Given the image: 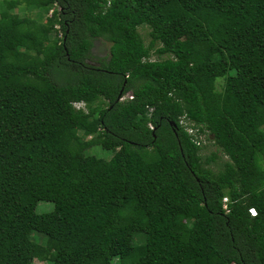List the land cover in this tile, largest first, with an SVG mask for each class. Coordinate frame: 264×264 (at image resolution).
<instances>
[{"label":"trees","instance_id":"1","mask_svg":"<svg viewBox=\"0 0 264 264\" xmlns=\"http://www.w3.org/2000/svg\"><path fill=\"white\" fill-rule=\"evenodd\" d=\"M35 259L264 264V0H1L0 264Z\"/></svg>","mask_w":264,"mask_h":264},{"label":"rangeland","instance_id":"2","mask_svg":"<svg viewBox=\"0 0 264 264\" xmlns=\"http://www.w3.org/2000/svg\"><path fill=\"white\" fill-rule=\"evenodd\" d=\"M0 2H1V0H0ZM15 12L18 15H20V16H22V15H29L32 18L37 13V10L35 8H33V9L32 8L31 9H27L25 4H21V5H19L15 9ZM50 14H51V10L45 12L42 15L41 20L44 21L45 18H47ZM147 31H148V29L146 27H140L139 28V32L141 33V35H142V37H143V39L145 40L146 43L149 40V36L147 34ZM109 46H110V43L109 42H107V41H105V40H103L101 38L96 39L94 41V44H93V47H92V50H91L92 55L94 56L95 59L102 58V57L107 56L108 53H109ZM216 88L218 90L222 89V79L221 78H218L216 80ZM126 96L127 95L125 94L124 95V98ZM76 106L82 108V104L81 103L76 104ZM86 110H87V108H86ZM210 136L211 135H207V138H204V136H201L202 139H204L203 143L207 145V148L204 150V152H206V153L210 152V150L215 149V147L212 145V143L209 142L210 141V139H209ZM90 152L96 153V154H98L99 156H102V157H106L107 159L111 156L110 152L105 151V150H102V149H100L97 146L91 148V151ZM222 158H225V156H223ZM50 208H51V203H48V202H39L37 204V206H36V209H37L38 212H42V211L48 210ZM33 264H46V263L44 261L35 259L34 262H33Z\"/></svg>","mask_w":264,"mask_h":264},{"label":"built area","instance_id":"3","mask_svg":"<svg viewBox=\"0 0 264 264\" xmlns=\"http://www.w3.org/2000/svg\"><path fill=\"white\" fill-rule=\"evenodd\" d=\"M128 97L130 98V97H132V96L129 95ZM78 103H81V104H82V108L76 106V104H78ZM73 106H74L76 109H82V110L86 111V107H85V104H84L83 102H74V103H73ZM150 127H152L151 124H150ZM195 130H196V129H193V128H189V129H188V131H189L190 133H193L195 136L198 135L200 138H202V137H201L202 134H197V133L195 132ZM223 200L225 201V203L223 204V208H224V209L226 210V212H227V211H228V207H227V200H228V198H227V197H223ZM248 212H249L251 215H255V214H256V210H255L254 207H250V208L248 209Z\"/></svg>","mask_w":264,"mask_h":264},{"label":"clouds","instance_id":"4","mask_svg":"<svg viewBox=\"0 0 264 264\" xmlns=\"http://www.w3.org/2000/svg\"><path fill=\"white\" fill-rule=\"evenodd\" d=\"M249 209V208H248Z\"/></svg>","mask_w":264,"mask_h":264}]
</instances>
